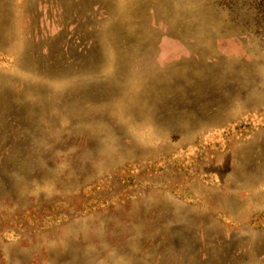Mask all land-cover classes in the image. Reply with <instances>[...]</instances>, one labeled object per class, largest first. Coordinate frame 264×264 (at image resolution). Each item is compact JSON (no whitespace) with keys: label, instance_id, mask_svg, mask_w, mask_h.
<instances>
[{"label":"rangeland","instance_id":"374dc122","mask_svg":"<svg viewBox=\"0 0 264 264\" xmlns=\"http://www.w3.org/2000/svg\"><path fill=\"white\" fill-rule=\"evenodd\" d=\"M213 1L0 0V264H264V21Z\"/></svg>","mask_w":264,"mask_h":264},{"label":"trees","instance_id":"16d2710c","mask_svg":"<svg viewBox=\"0 0 264 264\" xmlns=\"http://www.w3.org/2000/svg\"><path fill=\"white\" fill-rule=\"evenodd\" d=\"M214 3H212L215 7L220 8V10H225L228 12H231L234 15H230V17H234L236 12L234 11V7L237 4L248 5L250 6V9L252 8L254 10V16L253 21L255 24L260 25L264 21V0H214ZM263 8L262 10H260ZM258 12H255L257 11ZM229 13V14H231Z\"/></svg>","mask_w":264,"mask_h":264}]
</instances>
